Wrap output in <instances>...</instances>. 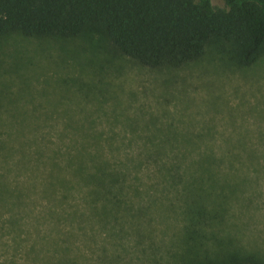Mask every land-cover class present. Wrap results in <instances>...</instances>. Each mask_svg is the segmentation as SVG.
<instances>
[{
	"label": "rangeland",
	"instance_id": "obj_1",
	"mask_svg": "<svg viewBox=\"0 0 264 264\" xmlns=\"http://www.w3.org/2000/svg\"><path fill=\"white\" fill-rule=\"evenodd\" d=\"M226 48L210 42L194 61L153 68L94 31L68 38L0 35V142L241 141L264 157V51L241 64ZM122 147L139 152L136 145ZM18 155L4 162L8 188L40 212L44 186H26L28 169L19 173L14 165ZM16 174L23 186H12ZM123 197L110 237L112 264H188L195 242L200 259L190 264L250 253L264 259V176L261 186H125ZM193 202L205 208L195 242L186 230ZM1 214L18 216L23 234H35L28 210L3 207ZM2 226L0 242L7 243L0 244V264H22L26 257L14 253L8 222Z\"/></svg>",
	"mask_w": 264,
	"mask_h": 264
},
{
	"label": "trees",
	"instance_id": "obj_2",
	"mask_svg": "<svg viewBox=\"0 0 264 264\" xmlns=\"http://www.w3.org/2000/svg\"><path fill=\"white\" fill-rule=\"evenodd\" d=\"M88 31L153 68L194 61L214 41L227 43L223 51L248 64L264 51V0H224L223 6L212 0H0V35L68 38ZM127 145L139 152L127 154L122 147ZM11 153L19 154L14 163L19 173L28 169L26 186H44L47 204L40 212L23 201L22 192L8 188L4 162ZM0 154V209L28 210L33 219L35 234L25 235L18 216L0 217L2 227L8 222L13 232L14 253L26 257L22 264H112L110 237L120 222L125 186H261L264 176V157L241 141L41 139L0 142ZM18 178L12 186H23ZM187 208V237L195 242L205 208L194 202ZM195 243L188 264L200 259ZM201 264H264V259L250 253Z\"/></svg>",
	"mask_w": 264,
	"mask_h": 264
}]
</instances>
